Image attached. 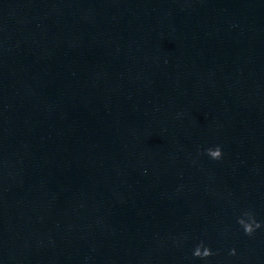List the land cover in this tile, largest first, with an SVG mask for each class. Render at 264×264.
Masks as SVG:
<instances>
[{
	"label": "clouds",
	"instance_id": "9594fccd",
	"mask_svg": "<svg viewBox=\"0 0 264 264\" xmlns=\"http://www.w3.org/2000/svg\"><path fill=\"white\" fill-rule=\"evenodd\" d=\"M207 155L213 160H219L223 153L220 146H216L214 148H208L206 150ZM244 216L238 219V224L243 228V231L246 235H252L253 232L261 227V224L255 220V218L250 213H244ZM235 249L230 250V255H235ZM214 255L211 248L207 247L203 241H201L194 249H193V256L200 259H207L208 257Z\"/></svg>",
	"mask_w": 264,
	"mask_h": 264
}]
</instances>
